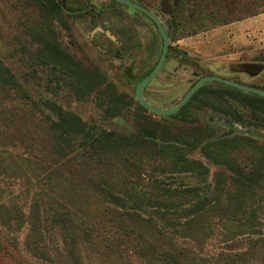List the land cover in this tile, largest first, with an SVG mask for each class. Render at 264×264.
I'll use <instances>...</instances> for the list:
<instances>
[{"label": "trees", "instance_id": "1", "mask_svg": "<svg viewBox=\"0 0 264 264\" xmlns=\"http://www.w3.org/2000/svg\"><path fill=\"white\" fill-rule=\"evenodd\" d=\"M54 3L41 0L42 11L62 22ZM253 3L257 9L247 15V3L237 0H180L173 33L193 36L207 21L225 27L264 14V0ZM41 54L87 90L104 80L99 71L78 74L74 59L55 44L45 43ZM251 66L257 74L264 70ZM209 85L172 118L188 121V107ZM223 88L264 111V98ZM23 90L0 60V264H264V231L248 206L255 198L250 192L264 187V149L245 166L229 153L247 138L172 135L145 122L137 133L123 134L85 122L50 99L29 100L31 109L8 104ZM199 146L208 160L230 169V183L219 173L209 181L207 164L189 157ZM183 174L199 184L178 182ZM215 236L226 244L246 238V247L212 253L206 247Z\"/></svg>", "mask_w": 264, "mask_h": 264}, {"label": "rangeland", "instance_id": "2", "mask_svg": "<svg viewBox=\"0 0 264 264\" xmlns=\"http://www.w3.org/2000/svg\"><path fill=\"white\" fill-rule=\"evenodd\" d=\"M96 1L113 6L133 28L136 46L131 52L128 51L123 61L99 55L88 48L84 39L86 34L73 26L66 28L63 21L43 12L41 0H0V60L14 72L24 89L21 93L12 94L8 104L19 109H31L29 100L40 103L50 99L65 110L79 115L85 122L128 135L137 133L145 122L172 135L190 132L214 135L217 140L238 136L247 140L235 147L229 156L245 166L257 159L255 151L264 149V111L257 107L248 110L244 103H250L241 96L237 98L232 95L223 88L225 85L208 83L209 89L198 95L188 107V121H180L172 116L161 117L142 110L135 89L141 75L159 58L162 43L152 24L136 11L126 6L122 8L110 0ZM254 1L237 0L241 4H248H245L247 15L257 9ZM260 16L253 21L224 28L217 27L216 21H207L202 27L193 29L199 32L193 36L180 29L174 34L171 26L174 15L172 18L165 16L173 39L164 67L145 91L146 99L157 108L170 109L200 78L209 75L264 90V71L254 77L246 73L242 66L244 63H255L264 69V14ZM121 20L120 16L114 19L115 23ZM48 42L57 45L74 59L76 65L73 68L77 73L82 69L102 73V83L97 84L95 89L87 90L83 84L77 83L76 75L70 74L69 69L61 70L59 65L54 68L48 58L41 54L44 44ZM219 91L223 93L219 94ZM108 111L111 113L108 114ZM37 112L39 118L42 117L40 110ZM253 113L262 118V127L257 130L249 128L252 136L246 137L244 126L239 121L244 114L250 116ZM4 123L0 119V129H4ZM189 157L207 164L210 169L209 181L217 178L219 173L221 180L231 182L233 173L230 169L208 160L201 146L193 149ZM177 181L187 185L199 184L198 178L187 174L181 175ZM21 188L17 185L14 190L20 193ZM250 195H255V198L248 206L258 215L256 225L264 231V187L256 186ZM30 197L26 195L24 200ZM26 234L24 230L20 235L22 247ZM222 239V236L211 238L206 250L217 253L223 248L242 250L246 247V238L236 239L230 244ZM28 260L42 264L34 259Z\"/></svg>", "mask_w": 264, "mask_h": 264}, {"label": "flooded vegetation", "instance_id": "3", "mask_svg": "<svg viewBox=\"0 0 264 264\" xmlns=\"http://www.w3.org/2000/svg\"><path fill=\"white\" fill-rule=\"evenodd\" d=\"M110 1L117 4L120 7L126 6L117 2L116 0H110ZM130 1L153 12L161 20L168 34H172L171 29L167 24V20L164 17L165 16H168L169 18L173 17L178 5L180 4V0L178 2L176 0H170L167 3H165L167 9L171 11V14L165 12V8H164L165 0H130ZM54 4L59 9V11L63 15H65V17H63L64 26L66 28L72 26L76 27L84 34H86V38L84 37V39L85 42L88 44V48H91L92 50L96 51L97 53H99V55L113 57L116 58L118 61H123L124 57L128 54V51L131 52L133 48L136 46L133 28L129 25L128 22L125 21V18H122L121 15L117 13V11L113 8V6L105 4L103 2H98L96 0H55ZM126 7L132 9L129 6ZM132 10L139 13L140 15L139 14L137 15L142 16L152 24L153 28L157 32L158 38L161 41L163 48V40L160 34L158 33V28L156 24L143 13L135 9ZM119 16L122 19L121 22L115 23L114 19L115 18L118 19ZM80 42L81 41L79 40V45L82 46V43ZM162 48H161V53H162ZM161 53L159 54V58L156 60L154 64L157 65ZM244 64L249 66V67L245 66L244 68L245 72L248 73L249 75L259 76L264 71L263 70L262 72L257 74L254 72V68L251 66L253 64L255 65V63H244ZM144 74H142L141 77ZM139 82L140 81H138V83ZM244 107L248 108V110L249 109L253 110L254 106L248 103H244ZM239 122L242 123L244 126L245 131L243 130L242 127L241 130H243L244 136L246 137L252 136L250 134V131L248 130L249 128H253L257 130L260 127H262V118L258 116L256 113L255 114L253 113L250 116L244 114ZM228 125L230 124L228 123Z\"/></svg>", "mask_w": 264, "mask_h": 264}, {"label": "water", "instance_id": "4", "mask_svg": "<svg viewBox=\"0 0 264 264\" xmlns=\"http://www.w3.org/2000/svg\"><path fill=\"white\" fill-rule=\"evenodd\" d=\"M117 2L129 6L132 9H135L144 15H146L148 18H150L157 26L158 28V33L162 37L163 40V48H162V53L160 56V59L155 66V68L152 70V72L146 76L142 81H140L135 89V96L139 104L144 107L148 112L161 116V117H167V116H173L176 115L181 111V109L192 99V97L206 84L216 82L225 86H228L230 88L236 89L238 91L247 93V94H252L259 96L261 98H264V90L256 87H252L249 85L241 84L232 80L224 79L222 77L218 76H213L209 75L206 77L200 78L192 87L191 89L183 96V98L172 108L170 109H160L152 105L145 96V91L147 87L153 82V80L156 78V76L159 74L161 69L163 68L166 60L168 53L170 51V45L171 41L173 39L172 34H168L165 26L161 22V20L150 10L131 2L130 0H116ZM170 0H165L164 1V8L165 12H168L171 14V11L167 9V6L165 3H167ZM177 2L179 0H176Z\"/></svg>", "mask_w": 264, "mask_h": 264}, {"label": "crops", "instance_id": "5", "mask_svg": "<svg viewBox=\"0 0 264 264\" xmlns=\"http://www.w3.org/2000/svg\"><path fill=\"white\" fill-rule=\"evenodd\" d=\"M261 17V16H260ZM259 16L258 17H255V18H251V19H247V20H243V21H240V22H237V23H247V22H250V21H253L254 19H256V18H260ZM237 23H234V24H237ZM233 25V24H232ZM230 26V25H229ZM225 27H227V26H225ZM222 28H224V27H222Z\"/></svg>", "mask_w": 264, "mask_h": 264}]
</instances>
